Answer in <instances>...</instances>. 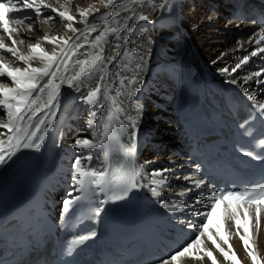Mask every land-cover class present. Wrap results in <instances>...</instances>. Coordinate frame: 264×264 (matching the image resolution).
Instances as JSON below:
<instances>
[{
    "label": "bare ground",
    "instance_id": "1",
    "mask_svg": "<svg viewBox=\"0 0 264 264\" xmlns=\"http://www.w3.org/2000/svg\"><path fill=\"white\" fill-rule=\"evenodd\" d=\"M13 2L17 4L19 10L10 15L27 17L21 24L13 26L18 29L13 34V38L25 41L24 44L17 43L15 47L18 51L21 54H28L29 44L40 43L49 54L55 51L56 59L66 61L67 71L61 66L58 77L61 74L71 77L74 71H79V66H75L77 59H85L86 52L96 53L97 50L91 48L90 43L102 30L103 25L100 24L97 32L91 33L87 41L83 36L76 41L75 37L80 33H73L66 25L72 23L74 28L83 32L85 25L80 22L82 19L79 15L80 11L88 10L86 18L89 22L103 21L109 18L121 0H114L109 7H105L101 0H43V2L34 0L35 4L40 6V16L36 15L35 8H23L22 0H13ZM125 2L131 6V0ZM162 2L163 0H153L157 5ZM44 3L56 7L58 11L54 13L51 7H43ZM263 3L264 0L261 2L259 0H175V7L169 12L159 7L153 10L145 0L143 8L131 7L137 14L140 12L148 14L152 23L135 22L127 44L120 40L119 49H113L112 46L117 42L116 37L123 36L127 29L119 33H109L108 42L103 45L106 56L115 55V51H119L121 56L116 57V60L108 65V72L101 82L102 92L105 87L109 88V96L115 98L117 104L123 101V106L126 108L129 105L127 87L123 89L124 95L116 96V90L120 88V79L124 76L131 78L136 75L135 66L140 63L139 55L147 56L146 67L137 77L142 87L131 101L133 109L137 102L142 107L136 141L139 143L137 165L144 166L145 172L162 168H172L174 171L167 173L170 179L167 186L158 188L160 192L158 197L153 196L148 190L152 185L147 177L140 181L141 184L146 185L140 188V207L144 217L151 219L165 234L178 237L181 246L195 233L187 229L185 224H181L180 219L186 223L188 220L199 221L202 218L184 213H169L161 207L160 201L182 199L178 195L180 191L178 185L188 182L177 179V176L197 173L199 178L196 168L187 159L185 149L186 131L189 128L188 86L193 79H200L206 98L216 109L226 107L225 95L233 90L245 94L247 89L248 93L255 97L253 101L256 104H264V83H257L264 81V51H259L264 48V40L257 43L259 36L256 33L259 32L260 26L253 20L256 17L255 10L264 8ZM63 10H67L75 19L71 22L63 20L58 14ZM130 14L121 11L120 16L117 17L118 23L114 21L109 27H121L124 17ZM210 15H212L211 21L208 19ZM47 16H52L53 19L46 22L44 18ZM134 21L136 17L128 21L129 26H132ZM28 24L32 25L31 30L27 27ZM45 34L60 39L49 43L43 39ZM149 36L153 41L151 45L148 44ZM68 37L73 39L68 45H64L63 39ZM3 38L5 43L11 46V40L6 34ZM73 43L83 44V47L72 48ZM64 48L71 49L67 56L62 54ZM133 49H138L139 55ZM126 50L127 57L122 59ZM253 51H256L255 56L251 55ZM0 54L5 57L10 67L24 66L23 62L11 58L10 53L0 50ZM245 56L248 59L242 62ZM116 61L121 63L117 65ZM237 64L240 67L233 72L232 69ZM32 66L41 65L38 61H32ZM125 66L128 71H125ZM225 68L228 72L222 73L221 69ZM117 71L120 76L116 75ZM255 73L260 75H254ZM249 77L251 79H248ZM0 79L13 86L6 76ZM233 79L236 83L228 82ZM246 79L247 83H245ZM56 82L59 83V79ZM95 84L96 80L88 82L89 87H95ZM125 85H128V80H125ZM86 91L87 88L82 87V92ZM35 95L36 93H33L34 97ZM80 95L81 93L68 88L66 83L61 85L60 109L57 111L56 120L53 121L52 130L45 138L43 146L49 144V148L31 192L32 197L41 196L46 203L54 204L57 216H61L62 202L69 191L73 154L92 155L91 164L96 168L109 164V152L108 155H104L100 149L84 152L71 148L76 138H91L90 121L98 118L90 116L91 109L77 98ZM44 98H47L46 94ZM107 103L106 101L105 104ZM3 111L0 109V119L4 118ZM46 111L45 109L44 112L37 113L31 122H38ZM132 115H136L135 111ZM25 119L27 120V117ZM125 134L129 139L128 134ZM2 138L6 139V136ZM31 151L21 150L8 165L0 168V192L7 189L14 167ZM159 179L157 177V180ZM199 192H213V189L205 183L197 192L188 194L186 199H193ZM223 207V205L217 207L212 216L209 232L201 237L200 245L193 247L190 253L181 257L179 264H253L248 251L256 253L258 264H264V204L259 205L261 208L259 217L256 215V204L239 206V227L235 220L225 216ZM209 233L216 244L228 253L229 259L226 260L216 244L208 239ZM241 235L245 236L247 247L240 239ZM206 252H211L212 255H205Z\"/></svg>",
    "mask_w": 264,
    "mask_h": 264
},
{
    "label": "snow or ice",
    "instance_id": "2",
    "mask_svg": "<svg viewBox=\"0 0 264 264\" xmlns=\"http://www.w3.org/2000/svg\"><path fill=\"white\" fill-rule=\"evenodd\" d=\"M43 2V0H41ZM105 7H109L114 3V0H101ZM147 4L156 10L157 7L161 10L171 12L175 7V0H163L159 5L154 4L153 0H147ZM145 0H131V6H139L143 8ZM125 0L117 5L113 9L109 18L103 21L87 20L88 10L80 11L79 15L82 18L81 23L85 25L83 32L80 29L74 28L72 23H68L66 27L73 33H80L75 37L76 41H79L81 36L84 40H88V36L97 32L100 24L103 25L102 30L91 41L90 47L95 48L97 51L95 54L84 53L85 59H77L75 66H79V71H74L71 77L60 75L61 66L65 67L67 71L66 61L56 59V53L52 54L46 52L40 43L29 44L28 54H21L15 47L17 43L24 44L23 39L13 38V34L18 31L14 25H19L22 20L27 17H16L10 15L13 12L18 11L17 4L13 0H0V50L10 53L11 58L23 62L24 66L10 67L6 62L5 57L0 54V78L7 77L10 79L13 86L0 79V109H3V119H0V168L5 167L17 156L23 149H30L34 151H40L41 146L45 142V138L48 136L49 131L52 130L53 121L57 118V111L60 109V87L62 84H67L68 88L81 93L78 99H80L85 105L91 109L90 116L93 118L90 121L91 138H76L75 142L71 145L72 149L77 151L89 152L93 149H100L104 155H108L109 150L113 144L119 145L122 152L124 162L118 163L113 167L110 163L105 167L96 168L91 164L93 159L92 155H75L73 154L72 174L69 182V191L66 194L65 199L62 202L61 219L66 216L71 219L75 213V210L81 206V202L90 200L97 193L104 195L112 194L114 200L124 199L132 189H138L145 187V184H141L140 181L145 177L148 178L150 184L149 191L153 196H160L158 188L167 186L170 177L167 173H172V168H162L152 170L151 172H145L144 166H137L135 162V154L137 148V134L138 123L140 114L142 111L141 105L137 102L135 108H132V97L137 95L140 91L142 84L139 83L137 77L140 72L144 70L147 64V56L139 55L138 49H133L139 55L140 63L135 66L136 75L131 78L124 76L120 79V88L116 90V96L124 95L123 89L127 87V100L129 102L128 107L123 106V101L117 104L115 98L109 96L110 89L105 87L102 92L101 82L104 81V76L108 72V65L116 60V57L121 56L119 51H115V55H105V49L103 45L107 43V36L109 33H119L127 29L123 36H117V42L112 46L113 49H119L121 47L119 41L123 40L127 44L129 35L132 33L135 26V22L146 21L152 23V20L148 14L140 12L137 14L133 7H131ZM22 7L25 9L35 8L36 15L40 16V6L36 5L34 0H22ZM43 7H51L52 12H57L58 9L47 3L43 4ZM98 11V9H97ZM121 11H127L131 14L124 17V23L121 27H109L112 22L117 21V17L120 16ZM59 16L65 21H73L75 17L68 14L67 10L59 11ZM136 17L132 26H129L128 21ZM45 21L52 20V16L44 18ZM212 20V15L208 17ZM29 30L32 29V25L28 24ZM147 31V29H145ZM7 35L11 40V46L5 43L4 35ZM256 35L259 36L257 43L264 40V20L261 21V27ZM44 40L52 43L58 37H49L47 34L43 37ZM72 37L63 39V44L68 45ZM152 39L148 37V44H152ZM251 42V40H249ZM143 45H141L142 47ZM83 44L73 43L72 48H82ZM69 48L62 49V54L67 56ZM264 51V48L259 49ZM127 50L123 53V58L127 57ZM251 55L255 56L256 51H253ZM247 56L244 57L242 62L247 61ZM32 61H38L41 66H32ZM121 61H116L119 65ZM240 65L237 64L232 69L233 72ZM125 71H128L125 66ZM222 73H227L228 69H221ZM117 76H120L119 71L116 72ZM254 75L259 76L260 73ZM59 79V83H57ZM248 79H251L249 77ZM96 80L95 87H89L88 82ZM125 80H128V85H125ZM229 83H236L233 79L228 81ZM247 83V79L245 80ZM257 83H264V81H257ZM82 87L87 88L86 92H82ZM47 90V92H46ZM33 93H36L35 97ZM46 94V99L44 98ZM245 95L249 100H254L255 97L248 93L245 89ZM108 102L107 105L105 102ZM138 101V97H137ZM253 111L250 113L247 120L240 124V127L245 130V134L251 136L252 133L247 125L250 120H259L264 124V104H253ZM45 115L38 120V122L32 123L33 118L37 116V113L44 112ZM135 111L136 115L133 116L132 112ZM99 113V116H98ZM27 117V120L25 119ZM128 134V141L125 144H120V138L125 134ZM63 134L62 132L60 133ZM6 136V139L2 138ZM259 145L262 151H255L242 149V154L246 157H250L255 161H264V139L259 140ZM7 146V147H5ZM59 146V145H58ZM200 165H196L197 172ZM157 177L160 179L157 180ZM177 179L187 181V184L178 185L180 191L178 195L182 198L180 200L173 201H160V205L169 213H184L185 215H191L194 217H201L199 221L188 220L186 223L183 219H180L181 224H185L187 229H190L195 235L189 239L183 246L169 254L166 258L157 260V264H179L180 258L184 257L186 253H190L193 247L199 246L201 243V237L209 232L212 225V216L216 212L217 207L223 205V212L227 218L235 220L237 227H239L238 219V207L239 206H251L256 204V215L259 217L261 208L260 204H264V179H261L255 184L244 185L243 187L237 186L235 188H218L213 192H199L193 199H186L188 194L197 192L206 183L203 177L197 178V173L191 175L177 176ZM106 200H102L101 203H106ZM102 209L97 206L92 211L90 218L98 217ZM246 215V213H245ZM218 232V230H217ZM96 233L93 231L88 235L75 238L64 249L63 255L65 257H71L76 249L83 245L87 240L94 238ZM208 239L212 240L213 244L216 241L209 233ZM240 239L247 247V240L245 236L241 235ZM227 243V241H225ZM216 247L220 249L225 259H229L228 253L224 252L220 248L219 244ZM200 251H204L200 249ZM205 255L211 256V252H206ZM249 257H251L253 264H258L257 255L253 251H248ZM199 258V257H197ZM64 264H69V261L65 260Z\"/></svg>",
    "mask_w": 264,
    "mask_h": 264
},
{
    "label": "rangeland",
    "instance_id": "3",
    "mask_svg": "<svg viewBox=\"0 0 264 264\" xmlns=\"http://www.w3.org/2000/svg\"><path fill=\"white\" fill-rule=\"evenodd\" d=\"M262 0H259V2H261ZM264 4V3H263ZM253 12V11H252ZM186 155H187V152H186Z\"/></svg>",
    "mask_w": 264,
    "mask_h": 264
}]
</instances>
